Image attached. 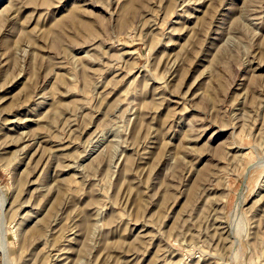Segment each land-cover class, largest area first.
<instances>
[{
	"label": "rangeland",
	"instance_id": "rangeland-1",
	"mask_svg": "<svg viewBox=\"0 0 264 264\" xmlns=\"http://www.w3.org/2000/svg\"><path fill=\"white\" fill-rule=\"evenodd\" d=\"M0 264H264V0H0Z\"/></svg>",
	"mask_w": 264,
	"mask_h": 264
}]
</instances>
